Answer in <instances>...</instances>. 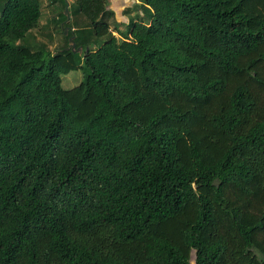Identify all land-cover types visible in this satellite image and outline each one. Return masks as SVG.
Segmentation results:
<instances>
[{
  "label": "trees",
  "instance_id": "1",
  "mask_svg": "<svg viewBox=\"0 0 264 264\" xmlns=\"http://www.w3.org/2000/svg\"><path fill=\"white\" fill-rule=\"evenodd\" d=\"M39 1L0 2V264H264V0H140L120 41L74 0L53 52Z\"/></svg>",
  "mask_w": 264,
  "mask_h": 264
},
{
  "label": "rangeland",
  "instance_id": "2",
  "mask_svg": "<svg viewBox=\"0 0 264 264\" xmlns=\"http://www.w3.org/2000/svg\"><path fill=\"white\" fill-rule=\"evenodd\" d=\"M61 0H40V21L38 28L31 31L26 38L21 40V43H27L31 48L36 49L40 43H45L46 47L49 51L53 52L57 49H60L65 42H67V39L70 41L72 38L76 35H79L82 33V29L73 28L71 31L73 32L72 35L68 38V36L65 34L67 32V27L63 28V22L58 21V12L62 9L65 13V20L64 24L68 23L69 26L75 25L74 21L77 22V24L81 23L80 15H76L75 12L72 13L73 10V2L74 0H67L68 6L67 10L64 9L61 6ZM138 1V0H134ZM140 1V0H139ZM1 2V0H0ZM131 3V2H130ZM126 9V10H125ZM75 10V8H74ZM68 11V13H67ZM124 11L127 15H129L132 18H139V7L136 6V3H133L132 5H128L124 8ZM67 13V14H66ZM70 13V15H69ZM78 13V10H77ZM68 19H67V18ZM103 17L109 22L110 28L113 30L114 35L116 38L120 41L121 36L119 33H117V28L123 30L125 25L123 23H118L117 18L113 15H111V11L109 9H106L104 11ZM76 18V19H75ZM68 21V22H67ZM145 21L148 22V19L145 18ZM115 30V31H114ZM104 39V37H100L99 40ZM71 47L73 45V42H69ZM98 43V42H97ZM86 49H95V44H88ZM82 48L77 47L75 48L76 53H81ZM88 68L82 67L78 70H72L67 73L62 74V85L65 88H72L75 85H77L82 78L84 77L85 73H87Z\"/></svg>",
  "mask_w": 264,
  "mask_h": 264
},
{
  "label": "crops",
  "instance_id": "3",
  "mask_svg": "<svg viewBox=\"0 0 264 264\" xmlns=\"http://www.w3.org/2000/svg\"><path fill=\"white\" fill-rule=\"evenodd\" d=\"M67 1V0H66ZM131 2V3H130ZM137 3L138 1H134V0H107L106 2V9H109L111 11V15L115 16L117 18V22L118 23H123L126 27V23L129 21L130 17L129 15H127L124 11V8L127 7L128 5H132L133 3ZM65 4V3H64ZM65 6V5H64ZM68 6V3H67ZM136 6H138L136 4ZM139 7V6H138ZM65 9V8H64ZM126 10V9H125ZM62 12L64 13V11L62 10ZM68 13V11H67ZM66 13V14H67ZM139 13H140V8H139ZM139 15V14H138ZM67 18V17H66ZM135 18V17H134ZM68 19V18H67ZM125 27L123 30L121 29H116L117 33H119V35L125 30ZM79 29V28H77ZM115 31V30H114ZM113 33V30H112ZM114 34V33H113Z\"/></svg>",
  "mask_w": 264,
  "mask_h": 264
},
{
  "label": "water",
  "instance_id": "4",
  "mask_svg": "<svg viewBox=\"0 0 264 264\" xmlns=\"http://www.w3.org/2000/svg\"><path fill=\"white\" fill-rule=\"evenodd\" d=\"M64 8L67 10V1L65 2V6H64Z\"/></svg>",
  "mask_w": 264,
  "mask_h": 264
}]
</instances>
